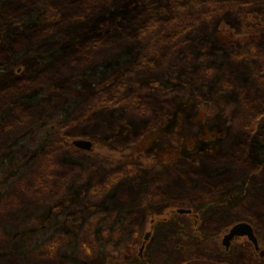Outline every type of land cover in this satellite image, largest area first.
<instances>
[{"label":"rangeland","instance_id":"rangeland-1","mask_svg":"<svg viewBox=\"0 0 264 264\" xmlns=\"http://www.w3.org/2000/svg\"><path fill=\"white\" fill-rule=\"evenodd\" d=\"M105 1L0 0V264H264V0Z\"/></svg>","mask_w":264,"mask_h":264},{"label":"trees","instance_id":"trees-1","mask_svg":"<svg viewBox=\"0 0 264 264\" xmlns=\"http://www.w3.org/2000/svg\"><path fill=\"white\" fill-rule=\"evenodd\" d=\"M164 11H169V9L166 8ZM249 22L248 29L250 31L264 33V21L251 19ZM254 48L255 51L254 54L252 53L250 60L258 67L255 69L251 86L245 89L239 97L247 113H251L250 116L253 117L248 124L252 128L249 136H255L256 127L264 121V48H257V45Z\"/></svg>","mask_w":264,"mask_h":264},{"label":"water","instance_id":"water-1","mask_svg":"<svg viewBox=\"0 0 264 264\" xmlns=\"http://www.w3.org/2000/svg\"><path fill=\"white\" fill-rule=\"evenodd\" d=\"M73 145L83 151H91L93 144L92 142L88 140H75L73 142ZM178 214H191V210L187 209H179ZM151 234L148 233L145 236V241H148L150 238ZM236 238H247L248 241L255 246L257 250H259V240L257 236L255 235L254 228L246 223V222H241L236 224L227 235L223 238V245L229 249L231 243L236 239ZM141 252H143V248L141 249ZM261 256H264V251L261 252Z\"/></svg>","mask_w":264,"mask_h":264},{"label":"flooded vegetation","instance_id":"flooded-vegetation-1","mask_svg":"<svg viewBox=\"0 0 264 264\" xmlns=\"http://www.w3.org/2000/svg\"><path fill=\"white\" fill-rule=\"evenodd\" d=\"M253 245V244H252ZM253 247H254V249L256 250V251H259V250H257L256 248H255V246L253 245Z\"/></svg>","mask_w":264,"mask_h":264}]
</instances>
